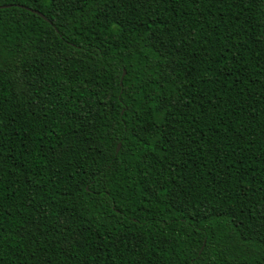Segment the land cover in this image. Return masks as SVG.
<instances>
[{
  "label": "trees",
  "instance_id": "obj_1",
  "mask_svg": "<svg viewBox=\"0 0 264 264\" xmlns=\"http://www.w3.org/2000/svg\"><path fill=\"white\" fill-rule=\"evenodd\" d=\"M0 264H264V0H0Z\"/></svg>",
  "mask_w": 264,
  "mask_h": 264
},
{
  "label": "water",
  "instance_id": "obj_2",
  "mask_svg": "<svg viewBox=\"0 0 264 264\" xmlns=\"http://www.w3.org/2000/svg\"><path fill=\"white\" fill-rule=\"evenodd\" d=\"M120 144L117 145L116 152L119 150Z\"/></svg>",
  "mask_w": 264,
  "mask_h": 264
}]
</instances>
